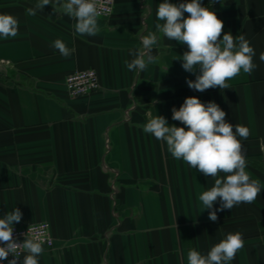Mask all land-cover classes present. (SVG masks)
Segmentation results:
<instances>
[{
  "label": "crops",
  "instance_id": "obj_1",
  "mask_svg": "<svg viewBox=\"0 0 264 264\" xmlns=\"http://www.w3.org/2000/svg\"><path fill=\"white\" fill-rule=\"evenodd\" d=\"M161 2L116 0L90 37L76 33L75 20L52 3L28 16L37 0H0V14L19 21L17 36H0V218L19 208L14 225L51 223L55 244L39 264H188L189 250L206 255L236 232L244 247L230 264H264V0L201 2L223 21L224 33L245 35L257 65L227 81L229 88L204 92L187 85L196 78L179 59L187 46L158 32L151 53L158 62L143 71L126 67L135 50L146 51L141 40L156 32ZM58 39L70 56L52 46ZM82 69H96L101 88L72 98L66 77ZM193 96L249 129L246 140L238 139L246 172L262 190L252 203L218 211L215 222L199 201L214 179L143 131L157 115L183 127L172 109ZM219 207L218 198L213 208Z\"/></svg>",
  "mask_w": 264,
  "mask_h": 264
},
{
  "label": "clouds",
  "instance_id": "obj_2",
  "mask_svg": "<svg viewBox=\"0 0 264 264\" xmlns=\"http://www.w3.org/2000/svg\"><path fill=\"white\" fill-rule=\"evenodd\" d=\"M50 3L54 12L75 20L76 33L96 36L98 18L102 14L98 0H62L59 6L52 0H37L34 7L25 9V14L35 16L38 10L42 11ZM184 13L188 14L186 18ZM156 19V32H149L141 40L146 51L135 50L132 53L134 58L126 61L129 71H143L148 65L158 62L159 57L151 54L153 46L158 43L157 32L170 41L187 46L188 50L179 59L183 61L182 68L186 72L195 74V80H187V85L196 91L229 88L227 81L238 76L241 70L251 74L257 66L253 62L255 49L245 35L224 33L223 21L210 8L202 6L201 0L178 4L163 0L158 5ZM18 29L16 17L0 14V36L15 37ZM52 46L64 57L71 55V50L59 39ZM259 59L264 62V52L260 53ZM225 117V111L215 102L205 104L193 96L185 98L178 110L172 109V120L179 121L183 127L170 125L160 115L143 125L145 133L166 142L173 158L183 160L205 177L214 179V185L199 196L204 210H210L209 219L213 222L218 219V211L230 210L240 203H252L262 193L259 182L250 179L246 172V159L242 152L241 139L246 140L250 131L245 126L228 123ZM221 173L225 175L220 176ZM218 198L220 207L214 209ZM21 219L19 208L0 218V261L7 260L11 254L13 259L8 264H18L21 255L18 250H22L24 259L21 264H39L44 241L26 234L22 243L14 239V223ZM243 247L242 233H228L206 255L195 249L189 250L187 261L188 264H230Z\"/></svg>",
  "mask_w": 264,
  "mask_h": 264
},
{
  "label": "built area",
  "instance_id": "obj_3",
  "mask_svg": "<svg viewBox=\"0 0 264 264\" xmlns=\"http://www.w3.org/2000/svg\"><path fill=\"white\" fill-rule=\"evenodd\" d=\"M116 0H98V5L102 11L101 18H109L114 11ZM188 2V0H186ZM220 0H201L209 4L216 5ZM96 69H82L70 72L66 77V88L68 94L72 98H79L90 95L98 91L101 87L100 77ZM25 234L30 238L43 240V248H52L55 244V238L52 232L51 223L48 221L31 222L27 224L14 225L13 236L17 243H22L25 239ZM2 246V245H0ZM18 258L20 262L24 256L22 250ZM13 259L9 254L7 260L0 261V264H8Z\"/></svg>",
  "mask_w": 264,
  "mask_h": 264
}]
</instances>
